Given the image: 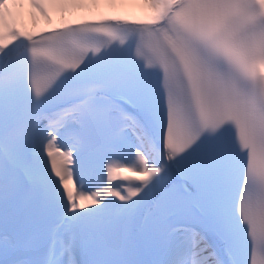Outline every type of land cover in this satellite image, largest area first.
<instances>
[{
    "label": "snow or ice",
    "instance_id": "1",
    "mask_svg": "<svg viewBox=\"0 0 264 264\" xmlns=\"http://www.w3.org/2000/svg\"><path fill=\"white\" fill-rule=\"evenodd\" d=\"M0 264H264V0H0Z\"/></svg>",
    "mask_w": 264,
    "mask_h": 264
},
{
    "label": "bare ground",
    "instance_id": "2",
    "mask_svg": "<svg viewBox=\"0 0 264 264\" xmlns=\"http://www.w3.org/2000/svg\"><path fill=\"white\" fill-rule=\"evenodd\" d=\"M27 9H25V12ZM123 14H127L129 16L138 17L142 15V10L139 7H129L123 10ZM74 18V17H73ZM25 20H27V15L25 16Z\"/></svg>",
    "mask_w": 264,
    "mask_h": 264
},
{
    "label": "rangeland",
    "instance_id": "3",
    "mask_svg": "<svg viewBox=\"0 0 264 264\" xmlns=\"http://www.w3.org/2000/svg\"><path fill=\"white\" fill-rule=\"evenodd\" d=\"M27 15V12H25V16Z\"/></svg>",
    "mask_w": 264,
    "mask_h": 264
}]
</instances>
